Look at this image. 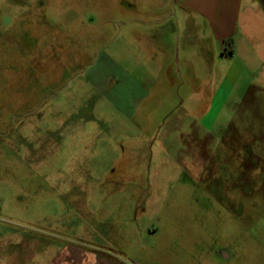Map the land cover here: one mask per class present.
Returning a JSON list of instances; mask_svg holds the SVG:
<instances>
[{
  "label": "rangeland",
  "instance_id": "rangeland-1",
  "mask_svg": "<svg viewBox=\"0 0 264 264\" xmlns=\"http://www.w3.org/2000/svg\"><path fill=\"white\" fill-rule=\"evenodd\" d=\"M191 14L0 0V264H264L263 72Z\"/></svg>",
  "mask_w": 264,
  "mask_h": 264
},
{
  "label": "crops",
  "instance_id": "crops-1",
  "mask_svg": "<svg viewBox=\"0 0 264 264\" xmlns=\"http://www.w3.org/2000/svg\"><path fill=\"white\" fill-rule=\"evenodd\" d=\"M180 1L192 11L191 20L188 21L189 33L199 42L206 36V33H202V26L207 25L210 30L208 38L217 46L220 60L227 64L216 96L225 81L234 87L245 70L263 72L260 83L264 88V0ZM227 39H232L229 44L231 50L227 48ZM217 52L213 51V54ZM210 60L214 59L211 57ZM232 72L235 74L232 75Z\"/></svg>",
  "mask_w": 264,
  "mask_h": 264
},
{
  "label": "trees",
  "instance_id": "trees-1",
  "mask_svg": "<svg viewBox=\"0 0 264 264\" xmlns=\"http://www.w3.org/2000/svg\"><path fill=\"white\" fill-rule=\"evenodd\" d=\"M231 40H232V39H227V41H226V42H227V48L229 47V48H228L229 50H231V46H229ZM229 53H230V51H229Z\"/></svg>",
  "mask_w": 264,
  "mask_h": 264
}]
</instances>
